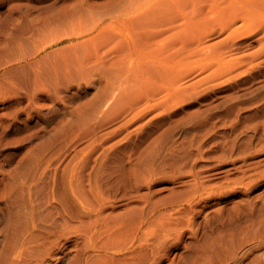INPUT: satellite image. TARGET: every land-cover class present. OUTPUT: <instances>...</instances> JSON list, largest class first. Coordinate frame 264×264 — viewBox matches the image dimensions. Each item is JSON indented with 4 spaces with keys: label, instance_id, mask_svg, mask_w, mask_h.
I'll return each instance as SVG.
<instances>
[{
    "label": "rangeland",
    "instance_id": "374dc122",
    "mask_svg": "<svg viewBox=\"0 0 264 264\" xmlns=\"http://www.w3.org/2000/svg\"><path fill=\"white\" fill-rule=\"evenodd\" d=\"M0 264H264V0H0Z\"/></svg>",
    "mask_w": 264,
    "mask_h": 264
}]
</instances>
